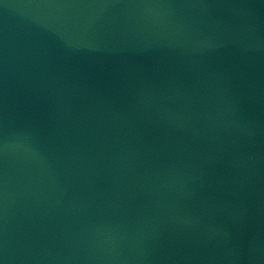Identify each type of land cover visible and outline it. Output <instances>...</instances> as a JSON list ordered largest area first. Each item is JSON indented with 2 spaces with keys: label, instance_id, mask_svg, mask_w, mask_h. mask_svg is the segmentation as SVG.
Instances as JSON below:
<instances>
[{
  "label": "water",
  "instance_id": "water-1",
  "mask_svg": "<svg viewBox=\"0 0 264 264\" xmlns=\"http://www.w3.org/2000/svg\"><path fill=\"white\" fill-rule=\"evenodd\" d=\"M0 264H264V0H0Z\"/></svg>",
  "mask_w": 264,
  "mask_h": 264
}]
</instances>
